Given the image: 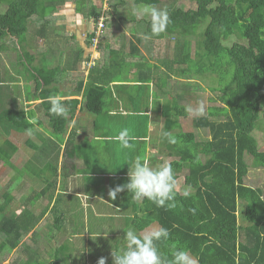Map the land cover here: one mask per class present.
I'll list each match as a JSON object with an SVG mask.
<instances>
[{
    "label": "trees",
    "instance_id": "obj_1",
    "mask_svg": "<svg viewBox=\"0 0 264 264\" xmlns=\"http://www.w3.org/2000/svg\"><path fill=\"white\" fill-rule=\"evenodd\" d=\"M42 1H45V5L41 4ZM63 1L0 0V6L7 5L6 9L0 12V50L8 54L15 53L13 62L21 64L25 69L28 81L31 80L33 88L38 91L36 98H47L54 94L52 90H57L54 83L58 71L55 67L46 66L43 53H41L42 61L35 62L36 55L29 51L32 46L30 41L32 42L37 36H47L45 23L54 22L57 17L53 15L56 11L55 7ZM80 1L88 4V8L85 7L87 17L100 16L99 8L93 7L92 0H77L78 3ZM99 1L103 2V0ZM194 1L196 7L185 10L176 5V0H170L162 6V10L168 14L166 28L158 34H153L149 25L147 31L156 40L164 39V33L168 34V39L172 38L168 40L167 56L160 55L163 49L157 50L160 59L158 61L165 71L160 75H154L155 91H163V87L167 85L165 77H186L188 80L194 78L205 80L207 77H213L217 80L216 87L208 88L216 98L215 105L208 106L204 114L192 119L194 128L207 130V135L203 139L196 140L197 135L194 131L181 129L179 120L180 117L186 116V108L179 100L181 101L183 97L190 98L189 94L177 93L172 96L164 91L169 93L170 99L157 103L155 111L163 119L165 133L170 132L176 138V143L169 141L166 143L163 140L161 142L163 145L155 146L159 151H167L164 154L170 158L168 163L172 165L176 179L178 176H183V183L190 189V195L184 197L183 192L176 190L174 208L158 207L146 198L140 200L134 207L135 217L132 226L135 231L153 223L158 225V229L167 228L169 238L155 242L167 259L171 258L172 250L179 246L189 249L198 264H264V192L260 187L253 188L244 183L249 165L264 169V150H258L256 138L252 133L259 128V124L263 123L260 118V105L264 104V0ZM106 2L109 3V9L112 10L115 19L118 17L122 19L123 14L118 7L124 1L106 0ZM134 3L156 6L160 0H134ZM50 4L53 5L52 9L45 8ZM38 17L42 19L38 24L41 25L38 28L39 35L32 33L28 28V22L31 19L39 20ZM109 21L114 23V18L109 16L105 20L103 32L108 28ZM29 25H33L32 22ZM94 33L88 34L89 45L92 44ZM103 35V39L106 40V33ZM7 36L9 41L13 42L11 45L1 42ZM192 40L196 47L193 56ZM129 46L138 49L136 44ZM118 52L108 49L113 59L118 57ZM132 55L136 56L135 52L130 53V56ZM87 60L83 57L82 49L77 46L72 49L68 62L76 66L78 63L85 64ZM97 71L98 68L90 67L88 70L90 80L83 90L84 107L93 115L105 112L109 103L107 97L112 94V89L103 85L108 82V78L105 77L108 71L99 73ZM139 72L146 76L145 81L151 79L150 70L139 69ZM82 83L83 78L76 81L77 89L82 87ZM191 84L188 85L191 91L204 90L196 81ZM62 101L69 105L68 100ZM40 104L47 110L49 118V125L44 129L47 131V136L51 140L53 134L63 138L72 116L64 118L51 114L48 111L51 102L42 101ZM19 118L23 123L17 122ZM4 122L9 124L6 128L17 131L25 130L30 126L23 120V115L19 111H1L0 133L3 136L8 135L4 133L2 126ZM175 129L178 130L174 131ZM1 134L0 144H4L7 150L3 151L0 146V164L3 163L17 171V166L11 162V157L17 148ZM72 137L73 131L70 130L62 150V166L67 157L81 156L79 152H73L75 148L71 145ZM28 142L31 145V142ZM52 142L51 151L46 147L45 140L41 149L43 153H48V156L54 154L53 164L49 163L52 166L50 167L52 173L49 175L54 179L42 188L43 193L48 191L51 195L55 193L60 153L58 143L54 140ZM62 170L61 179L65 177ZM73 196L74 192L69 198ZM240 202H244V224L237 222L236 211ZM4 209L5 207H0V235L11 232L10 234L17 237L18 242L21 236L34 227L33 216L27 209L20 214L12 209L9 211ZM15 244L16 242H13V246ZM24 245L26 247L30 244ZM115 249L116 254L122 250L119 246ZM31 258L32 256L26 257L24 264H67L68 260L53 258L45 262L34 261ZM30 260L33 263H30ZM108 264L114 263L112 261Z\"/></svg>",
    "mask_w": 264,
    "mask_h": 264
},
{
    "label": "crops",
    "instance_id": "obj_2",
    "mask_svg": "<svg viewBox=\"0 0 264 264\" xmlns=\"http://www.w3.org/2000/svg\"><path fill=\"white\" fill-rule=\"evenodd\" d=\"M69 1L64 0L60 5L55 7L56 11L53 12V15L59 17L58 14H61L64 17V20L60 23L54 19L55 25L59 29L65 28L68 32V38L66 39L67 44H72V41H74L75 45L71 50H74V48L78 46L82 49L83 57H88L87 59H89L91 54L94 55L92 60H94V63L96 60L94 67L98 68L97 72L108 71L105 76L108 78V82L103 85L109 86L110 89H112V94L110 97H107L109 103L108 105L106 104L107 106L104 113L93 115L87 112L84 107L82 92L87 82L90 80L88 77L89 69L84 74H78L76 76L72 87L73 89H67V84L72 83L71 80L69 81V73L66 68L67 64L63 65L62 61L60 63L59 55L57 56V54L51 50H47L44 53L46 66L49 68L55 67L58 71L56 74V82L54 83L57 90L53 89L52 91L54 94L50 97L59 96L62 100L69 101V105L66 103L64 104L69 109L68 117L72 116L68 123V129L72 126L74 131L72 142L76 145L75 142L79 140L84 142V145H81V153H79L81 156L78 158L67 157L64 166L61 165L62 158L60 153L57 168L58 175L55 180V193L52 198L47 199L45 203H43V199L38 196L35 189H39L42 183L46 184V181L42 182V179L35 174L31 176L29 170L25 168L27 162H29V154L31 153L26 156L17 148L11 158L22 160V163L19 164L20 166H17L16 172L17 176L18 174L20 175V179L15 182L12 176V180L18 191L24 185H28L29 188L26 195L21 194L19 198L15 200L17 207H15L13 211L20 214L27 209L33 216L32 220L35 221L33 227L34 240L31 239V233H28L27 236H29V238H27V242L30 245L23 249V255H26L27 258L32 256L31 259L37 261L40 257L44 258V256H46L45 258L47 260L53 258H67L72 261L71 263L97 264L99 257L105 254L115 253V248L117 246H119L120 249L126 246L127 242L123 239L125 233H119L118 230L114 228V225L123 222L126 231L134 229L132 226V220L135 217L134 207L136 203L140 202V200L138 201L133 198L132 192H128L127 190L119 193L115 200H111L108 196L109 190L117 185L126 184L128 182L129 167H131L132 162L137 156L149 159L150 166L154 168L170 160V158L164 154L167 152L166 150L159 151L155 146L163 145L161 144L163 140L168 141L163 129V119L159 117L158 113L155 111V107L157 103H163L167 100L163 92L167 91L170 93L169 83L171 78H167V85L163 87V91H155L156 85L153 77L165 71L162 64L158 61L160 59L157 54V50L159 49L158 43L161 42V39H157L159 40L158 42L156 40L146 39L143 37V34L140 33V30H143L142 28L133 34L135 37L125 33L126 38L123 37L122 41L119 39H115L114 41L102 40L101 35L105 33V31L103 32V30L99 31L95 29L96 25L93 19L81 13H87L84 3L81 1L78 3L77 0ZM93 5L97 8L102 7V5H99L95 0ZM62 6H65V8L60 11V7ZM112 15L115 20L113 13ZM60 32V37H64L63 32L61 30ZM93 32H95V35L100 36L97 46L89 45V41L85 39V36L88 37V34ZM50 35L52 34L47 32L46 37L42 35L37 36L33 41H48ZM74 35H76L75 39H73ZM136 37H139V39ZM5 39L9 41V38ZM112 42H115L117 45L111 44ZM131 44H136L138 49L130 48L129 45ZM154 45H157V49L152 48ZM61 46V42L56 43L57 49ZM34 48V46H30V53L34 54ZM108 49L118 50V57L113 59V57L109 55ZM132 52H135L136 56H130ZM39 53L41 54L42 52ZM47 53L56 60V63H49L48 57H46ZM67 55L69 56L68 53ZM4 56L8 58L7 64L3 63ZM14 60V52L8 54L0 50V111L17 110L22 113L23 120L27 121L28 124H30V120L36 119L37 125L34 127L38 129L39 137L37 138H41L44 134L43 129L49 125V118L48 115H42L43 117L37 116L35 111L39 113L46 112L47 114V110L43 108L40 102H50V97L42 99L36 98L38 91L33 88L32 82H30L31 80L28 81L25 69L21 72H17L16 67L21 66V64L13 62ZM39 60L42 61V59L36 55L35 62L38 63ZM77 65L74 66L69 62V67L71 66L70 70L76 71ZM139 69L145 71L150 70L151 79L145 81L146 76L141 75ZM118 73L119 75H117ZM80 78H83L82 87L77 89L76 81ZM18 84H20L22 88L18 87ZM111 99H113V101ZM17 122L23 123L20 118ZM144 122H146L145 126ZM2 126L7 127V123L4 122ZM115 126L118 128H113ZM144 127L146 129H144ZM101 129H104V133L99 137H95L97 140L99 138H101V140L96 141L95 145L92 146L89 141H87V136H92ZM123 129H128L130 136L136 138L129 148L123 147L116 139L119 132ZM4 133L9 135L11 131L10 129H4ZM21 134L26 136V139L25 136L19 137L21 143H23V141L28 143L30 135H28L27 131L18 130L17 135ZM151 134L155 135V139L148 145V141L152 138ZM145 137L147 139H145ZM9 139L13 140L10 135ZM98 149L103 150L101 152ZM37 151L41 152V149ZM128 151L134 153H127ZM73 152L76 153L75 150H73ZM33 154L35 156L33 167L37 174L42 175L41 153ZM46 169L45 166V170ZM61 170L65 176L63 179L60 178ZM23 175L28 179L24 178ZM10 179L11 177L8 175L6 177L8 183ZM53 179L54 177H51L50 182H52ZM39 180H41L40 185L35 186L34 183ZM29 183H31V185ZM18 191L17 194H19ZM73 192L82 197L80 202H73L72 199L67 196L68 193L72 194ZM30 193L32 194L28 196ZM31 203L32 206L29 208L28 206ZM59 203L63 205L59 206ZM126 205L128 207H125ZM72 213L76 214L81 221L88 222L87 224L83 223L78 225L75 233L70 229L72 226L71 221L79 224L80 220L71 219L70 215ZM122 213H125V219L121 216ZM50 216L53 219L54 225L58 226V234L60 231L63 232L61 236H58V234L49 236V227L52 221ZM43 223H45L48 228L47 235L49 237L45 239L42 237V235H44L43 231L45 230H38ZM105 223H112L113 226L111 228L108 226L104 228ZM65 228L67 230H65ZM151 229L154 228L149 225L136 231L139 234H145L150 232ZM120 238L123 239V241L120 242ZM112 239H114V242L109 243ZM46 247L48 248L46 249ZM44 253L45 255L42 257ZM105 257H107V255H105ZM91 260H94V263H90ZM109 262L112 261L109 260L108 263Z\"/></svg>",
    "mask_w": 264,
    "mask_h": 264
},
{
    "label": "rangeland",
    "instance_id": "obj_3",
    "mask_svg": "<svg viewBox=\"0 0 264 264\" xmlns=\"http://www.w3.org/2000/svg\"><path fill=\"white\" fill-rule=\"evenodd\" d=\"M69 1V0H68ZM98 2V4L102 5V9H101V13H104V11L106 10V8L108 7V10H107V14L109 16H111L112 18V10L109 9V3L106 2V0H103V2H100L99 0H95ZM124 3L122 4H119V10H120V13L123 14L121 17L122 19H120L119 17L116 18L114 20V23H111V21H109V26L108 28L104 29L105 33H106V41H109V40H112L114 41L115 39H118L120 37H125L126 38V35H133L135 34L139 29H142L143 30H140V33L143 34V37H148L147 39L149 40H156L155 38H153V36L147 31L148 28H149V25H150V22H149V18H151L150 16L148 15H144L142 14V9L144 7H146L147 5L145 4H135L134 3V0H123ZM170 0H160V3L158 4L161 9H162V6H164L166 3H168ZM70 2V1H69ZM92 2H94V0H92ZM112 2H115V0H112ZM42 5H45V1L41 3ZM64 5V4H63ZM86 8H88V4H84ZM176 5L177 6H181L183 9L187 10V9H193L196 7V4H195V1L194 0H176ZM50 6V7H49ZM53 5L50 4L48 6H46L45 8H50L52 9ZM7 7V5H2L0 6V12H2V10H5ZM44 8V6H42ZM94 7V6H93ZM65 6H62L60 7V11L63 9L64 10ZM91 8H92V4H91ZM40 11H41V7H40ZM82 15L84 16H87L85 12H81ZM45 16V15H44ZM47 16V15H46ZM59 17H56V21L58 23H60L62 20H64V17L63 15H59ZM39 20L35 19H31L29 22H28V28L29 30L34 33V34H38V28H40L41 25L38 26L39 22H40V18H38ZM39 21V22H38ZM30 22H32L33 25H29ZM35 22V23H34ZM44 22V21H43ZM142 24V26H141ZM44 29L46 32H48L49 34H52L50 35V38L48 39V41H43V40H39V41H33L31 43L32 46H34V54H36L39 58H41V54L39 53L40 51L44 54L47 50H51L52 52H54L55 54H57V56L59 55V61L63 63V65H66V68H67V71L69 73V81L71 80L72 83L70 84H67V89H73V83H74V79L76 78V76L79 74V75H82L84 74L88 67L91 66L93 64V60L92 58H94V55L91 54V61L88 63V64H82V63H79L77 65V69L76 71H73V70H70V67H69V62H68V59H70V56L72 55V50L71 48L74 47L75 43L74 41H72V44H67L66 42V39L68 38V32L65 30V28L63 29H59L56 27L55 25V22H49V23H45V26H44ZM56 30V31H55ZM60 30L63 32L64 34V37H60L61 35V32ZM54 34H53V32ZM57 33V34H56ZM105 33H102L101 37H102V40H103V34ZM39 35V34H38ZM168 34H163V36L165 37L164 39H161L158 43V48L159 49H163L162 52L160 53V55L164 54L165 56H167L168 54V50H167V45L169 44V41L172 40V38L168 39ZM9 38V36H7ZM6 37V38H7ZM76 38V35L73 36V39ZM191 39H197L195 37H190ZM122 38H120L119 40L121 41ZM169 40V41H168ZM4 42L8 45H11V41H7L6 39H3L1 40V42ZM157 42L159 40H156ZM232 41V40H231ZM230 41V42H231ZM61 42L62 43V46L57 49L56 48V43H59ZM192 42V47H191V53H192V56L194 55V52H195V42L194 40L191 41ZM111 44L113 45H117L115 42H112ZM76 47V46H75ZM152 48L154 49H157V45H154L152 46ZM39 50V51H38ZM91 52L93 53V50L91 49ZM67 53L69 54V56L67 55ZM146 53V52H145ZM147 54V53H146ZM46 57H48V61L50 64H54L56 63V60L53 59L52 57H50V54L47 53L46 54ZM101 59V57H100ZM68 62V63H67ZM3 63H8V58L6 56H4V61ZM95 63H96V60H95ZM16 70L17 72H21L24 70L23 66H17L16 67ZM115 74V73H114ZM119 75V73L117 74ZM174 78H178L177 76H173V78L170 79V86L169 87V91H170V94L172 96H175L177 93L179 94H189L190 98H186V97H183L181 99V101L179 100L180 103L184 104L185 108L187 109L189 106H191L193 108L194 111L192 112H188L186 111V116H183V117H180V120L179 122L181 123V129L184 130V131H194V133H196L197 135V138L196 139H203L205 138V136L207 135V130H204V129H195L193 124H192V119L194 117H198L199 115H202L206 112L207 110V107L208 106H212V105H215V96L213 94V92H211L208 88L210 87H216L217 86V80L213 77L209 78L207 77L205 80H201V79H195L194 80H188L186 79V77H180L178 78V80H174ZM197 78V77H196ZM165 79L167 80V77H165ZM197 82V85L198 86H201L202 89L204 90H196V91H191V88H189L188 85H192L191 83L193 82ZM187 85V86H186ZM18 87H21L22 86L20 84H18ZM164 93V97L166 99H170V95L169 93L167 92H163ZM214 98L213 100L209 99V98ZM203 106V112L200 113L199 111H197V109L200 108V106ZM217 105H219V102L217 103ZM261 110H260V118H261V121L263 122L262 125L259 124L258 125V122H257V125L259 126V128H256L255 130H253V134H254V137L256 138V142H257V146H258V150L260 151H263L264 150V104L261 103ZM35 114L37 116H41L43 117L42 115H47L46 112H41L39 113L38 111H35ZM259 118V119H260ZM37 121V120H36ZM256 125V126H257ZM113 128H118V127H113ZM178 129H175L174 131H176ZM45 135H43V140L41 141H35V137H33V141L34 143H25L23 141V143H21V141L19 140V137H24L25 135L21 134V135H16L13 131H11V133L9 134L10 137L15 141V144L17 143V148L18 150L21 151V153H24L26 156L29 154V153H33V150L31 147H33L34 149H37V150H40L42 148V143L43 141H47L46 143V147L48 148V150H52V146H53V142L52 140L56 141L58 143V145L60 146L61 145V142L63 141V138H60L59 135H51V138L52 140L50 139V137L47 136V131H44ZM104 133V129H101L97 132H95V134H93L92 136H87V141H89V143L94 146L95 145V142L96 141H99L101 140V138H99L98 140L95 138V137H99L101 136L102 134ZM95 135V136H94ZM152 135V134H151ZM60 138V139H59ZM25 139H26V136H25ZM155 139V135H152V138L150 139V141H148V145ZM166 143L168 141L164 140ZM76 145L73 144V142L71 143L72 146L75 147V151L81 153V145H84V142L82 141H79L77 140L75 142ZM1 148L3 151H5V149L7 150V147L4 145V144H0ZM102 152L103 149H98ZM127 153H134V152H127ZM50 156V155H49ZM20 160V162H19ZM11 162L15 163L16 165L18 164V166H20L19 164L22 163V160L21 159H12L11 158ZM26 168L29 170V172L31 174H35V175H38L36 170L34 169L33 165H32V161L26 166ZM0 169L1 171L0 172H5L3 170V165L0 166ZM27 170V171H28ZM26 171V170H25ZM6 175V172L4 174V177ZM17 175V173H16ZM48 175L45 174V176H43L42 179L44 180H47ZM24 178L28 179L27 177H25L23 175ZM20 179V175H18L16 178H15V182L18 181ZM41 183V180L37 181L34 183L35 186H39ZM244 183L246 185H249L251 187H260L263 192H264V169L263 168H257V167H252L249 165V169H248V172H247V176L244 178ZM31 185V183H29ZM45 184L42 183L40 186H39V189L37 191L40 190V188L42 186H44ZM28 185H24L21 189H19V194H15L14 191V194L16 196V198L18 199L19 196L21 194L23 195H26L28 192ZM185 188H188L184 185L183 183V176H178V179H177V191L179 192H183L185 190ZM189 189V188H188ZM190 190V189H189ZM32 193H30L28 196H30ZM69 193L67 194V196L69 197ZM70 199H72V201L74 202H80L82 200V197H80L79 195H76L74 194L73 197H71ZM47 201V199H43V203H45ZM61 201H62V198H61ZM64 201V200H63ZM33 203V202H32ZM32 203L28 206L29 208L32 206ZM63 204L62 203H59V206H62ZM13 205L11 206H7L5 209H7L8 211L10 210V208H12ZM4 209V210H5ZM237 222L239 224H244L245 221H244V218H243V212H244V202H240L237 206ZM121 216L125 219V213H122ZM51 217V216H50ZM71 219L73 220H80L78 218V216H76V214H71L70 215ZM91 217V216H90ZM52 219V217H51ZM72 222V226L70 227L71 231L73 233L76 232V228L78 227V225H81L83 223H88L86 221H79V224H76V223H73ZM117 224V223H116ZM109 227L111 228L113 226V224L111 223H105L104 225V228L105 227ZM115 229L118 230L119 233H124L126 230L124 228V223L121 222V223H118L117 225H114ZM150 227L154 228V229H151V231H154V230H157L158 228V225H156L155 223L151 224ZM41 229H44L45 231H43L44 235H42L43 239L45 238H48L49 236H53L58 234V226L54 225V222H53V219L51 221V225L49 227V236L47 235V232H48V228H47V225H45V223H43L41 225V227L38 229V230H41ZM65 230H67L65 228ZM122 231V232H121ZM63 234L62 231L59 232L58 236H61ZM5 234H2V236H4ZM1 237V235H0ZM119 241H123V239H119ZM114 242V239H112L111 241H109V243H113ZM80 245V244H79ZM85 245V244H84ZM48 247H46L47 249ZM9 250V249H8ZM45 255V253L42 255V257ZM105 255H107V257H105ZM103 255L102 257L106 259V264H108V261L111 260L113 261L114 263V256H113V253L111 254H105ZM46 256H44L45 258ZM59 257V256H57ZM101 257H99L100 259ZM5 260V263H8V264H16L17 262H11L10 261V258L7 257V258H2V260L0 261V264H5L4 261ZM41 260V259H40ZM11 262V263H10ZM23 261L20 260V264H22ZM30 263H33L32 260H30ZM90 263H94V260H91ZM29 264V263H28Z\"/></svg>",
    "mask_w": 264,
    "mask_h": 264
},
{
    "label": "clouds",
    "instance_id": "obj_4",
    "mask_svg": "<svg viewBox=\"0 0 264 264\" xmlns=\"http://www.w3.org/2000/svg\"><path fill=\"white\" fill-rule=\"evenodd\" d=\"M102 7L99 8V11H100L99 17L97 18L91 17L93 19V22L96 25L95 29L99 31L103 30L105 20L109 18V15L107 14L108 7L104 11V13H101ZM141 11H142V14L148 15L151 17L149 18V22H150L153 34H158L159 32L163 31L166 28L167 23H168V14L165 10H162L159 5H156V6L147 5ZM33 18H35V16ZM112 18H113V15H112ZM88 38L89 36L88 37L85 36L86 40H88ZM99 38L100 36L95 35L94 33V37L92 38L91 45L97 46V43L99 42ZM145 38L147 39L148 37L146 36ZM90 61H91V56L86 61L85 64H88ZM94 65L95 63L93 60V64L89 66L88 69H90V67ZM175 80H178V78H175ZM82 96H83V92H82ZM50 102H51V108L49 109V112L51 114H54L59 117H64V118L68 117L69 109L62 102L61 97L59 96L50 97ZM1 111H4V110H1ZM186 111L192 112L194 110L191 106H189L186 109ZM197 111L202 113L203 106L201 105L200 108L197 109ZM5 121L10 122L9 120H5ZM29 123H30L29 128L25 129L28 135H30L29 136L30 138L28 139V141H30L31 143H34V141L32 140L33 137H35V141H40L41 139H43V135H45L44 129H43L44 134L41 136V138H37L39 137V133L37 131L38 129L34 127L37 125L36 119L30 120ZM8 125L9 124H7V126ZM3 128L10 129V131H13L16 135L18 134L17 130H14V129L11 130V128L9 127L8 128L3 127ZM67 129H68V125H67ZM70 130L73 131L72 126L68 130H66V132L64 133L63 141L61 142V145L59 146L61 158L63 156L62 150L65 146V140ZM73 134H74V131H73ZM1 136L3 135L1 134ZM165 136L168 138V141L170 143H173V144L176 143V138L170 132H166ZM3 137L11 141L14 144V146L17 148V144H15L14 140L9 139V135L6 136L4 134ZM116 139L123 145V147L129 148L131 147V143L136 138L133 136H130L128 129H123L119 132ZM145 139L147 138L145 137ZM31 148L33 150V153H41L42 175L38 174L37 176L40 179H42L43 176H45V174L48 175L47 180L42 179V182L46 181V184H45L46 186L51 178L49 173H52L50 170V167L52 166H50L49 163L53 164L54 154L51 153L50 156H48V153H43L42 151L38 152L37 149H34L33 147ZM33 153L29 154V160H28L29 162H27V165L31 161L33 165L34 159H35V156ZM60 153H59V156H60ZM59 156H58V163H59ZM2 165L3 163L0 164V166ZM45 166L47 168L46 170H45ZM3 170L6 172V175L4 177L5 172L3 173L0 172V207L6 208L8 205L9 206L13 205L12 208H10V210L11 209L14 210L15 207H17L16 202H15L17 198L15 194H17L18 189L15 187L13 183L12 176L16 177L17 171L10 169L7 165H3ZM8 175H10L11 177L9 183L6 180V177ZM31 176H34V174H31ZM128 177H129V180L126 184L117 185L116 187L111 188L109 190L108 196L111 198V200H115L119 193L127 190L128 192H132L133 198L138 201L146 198L154 202L158 207L167 206L168 208H174L176 206L175 198L177 195V192H176L177 179H176L173 167L170 163L164 162L159 167L154 168L150 166L149 159L141 158L140 156H137L132 162L131 167H129ZM35 190L38 196H40L42 199H51L53 196L48 191H45L43 193L42 188L39 191H37L38 189H35ZM12 191H14L15 194ZM183 195L184 197H188L190 195L188 188H185V190L183 191ZM7 203L8 205L6 206ZM194 211L195 210H193V212ZM33 232L34 230L32 228L26 234L21 236L18 242H17V237L14 234H10L11 232L8 234H5L4 236L1 235L0 237V254H1L0 261L2 260V258L9 257L12 263L17 262L16 264H20V260H21L23 261L22 264H24V260L27 257L26 255H23V249L25 247L24 244L28 243L27 242V238H29V236H27L28 233H31L30 236L32 238L34 237ZM124 233L125 235L123 239L126 240L127 244H126V247L122 249L119 254H116L113 252L114 264H198L196 258L192 255L191 251L187 249L186 247H179V246L175 247L171 252L170 259H167L163 256V254L160 252V250L156 246L155 242L161 239L166 240L169 238V230L167 228L160 227L159 229L157 228V230H154V231H151L145 234H139L134 229H129ZM13 242H16L15 246H13ZM40 259L41 261H45V262L50 261V260H47L46 258H41V257L37 261H39ZM2 262L5 263V260ZM71 262L72 261L68 259L66 263L71 264ZM5 264H8V263H5ZM97 264H106V259L101 257L98 260Z\"/></svg>",
    "mask_w": 264,
    "mask_h": 264
}]
</instances>
